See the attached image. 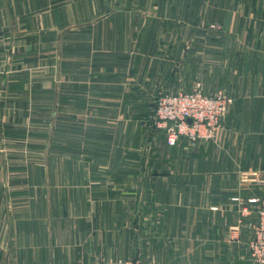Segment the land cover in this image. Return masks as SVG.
I'll return each mask as SVG.
<instances>
[{
    "label": "crops",
    "instance_id": "crops-1",
    "mask_svg": "<svg viewBox=\"0 0 264 264\" xmlns=\"http://www.w3.org/2000/svg\"><path fill=\"white\" fill-rule=\"evenodd\" d=\"M107 5L0 0V119H10L0 122V264H254L248 199L264 197V0ZM61 46L63 66L53 61ZM49 53L55 77L43 72ZM193 75L233 103L213 141L167 146L150 105ZM50 116L54 125L29 132V117ZM83 116L84 127L74 124ZM134 117L150 140L139 141Z\"/></svg>",
    "mask_w": 264,
    "mask_h": 264
},
{
    "label": "built area",
    "instance_id": "built-area-1",
    "mask_svg": "<svg viewBox=\"0 0 264 264\" xmlns=\"http://www.w3.org/2000/svg\"><path fill=\"white\" fill-rule=\"evenodd\" d=\"M233 103V97L224 90L203 93L199 90L163 94L156 98V116L161 119L167 132V144L174 146L179 137L191 142L213 139L223 117ZM256 220L251 225V238L247 242L249 255L254 264H264V197H252ZM250 208L242 206L241 213ZM116 264H145L142 261L124 260Z\"/></svg>",
    "mask_w": 264,
    "mask_h": 264
},
{
    "label": "rangeland",
    "instance_id": "rangeland-1",
    "mask_svg": "<svg viewBox=\"0 0 264 264\" xmlns=\"http://www.w3.org/2000/svg\"><path fill=\"white\" fill-rule=\"evenodd\" d=\"M108 1H109V5L105 6L104 8L108 9L107 11L113 10L116 7L115 6V1L116 0H108ZM77 24H78V26L76 27V30L78 29L77 31L79 33H84L83 30L88 29L85 26V24H83V23H77ZM80 24H82V25H80ZM59 26H61V29L63 30V29H66L67 25H65L64 23H61ZM46 30H47V28H45V31ZM58 51L60 53L59 54H57V53L54 54L53 61H56V64H61V66H63L64 64H66L68 62L67 61L68 60L67 59V53H66L68 50H67L66 47H62L61 46V48ZM44 61H45V65H44L45 66V68H44L45 70L43 71L44 75L45 76L46 75L52 76V74H54V77H55L56 74H57V71H55V68L51 69L52 68V64H53V63L51 64V62H52V54H50V53L49 54H45L44 55ZM33 62H35V61L29 58V63H33ZM194 72L195 71H193V73ZM33 74H34V72H33ZM191 78H192V81L189 82V84L187 86H182L181 88L177 89L176 91H174L172 93H176V92H179V91L191 92V91H195V90H199V91H201L203 93L211 92L210 90H207V89L204 88V86H202V82L200 80L196 79L195 75H193V77H191ZM61 91H62V88H61ZM163 94H170V92L161 93L158 96L163 95ZM155 102H156V100H155ZM155 102H154V104L150 105L152 107V108H150L151 112H152L151 120L154 122L155 127H157L158 129H160L162 131V133L160 132L161 133L160 136L162 135L161 136L162 137V141L165 142V144L167 146H170V145L167 144V140H166L167 139L166 128L164 127L162 120L157 118V116H156V113H155V111H156ZM124 105L126 106L127 110L128 109H132V111L133 110L137 111L138 109H143L142 108L143 104L141 102L134 103L132 101H127V102L124 103ZM64 106H65V104H61V109H63ZM147 108H149V107H147ZM147 108H145V109H147ZM127 119L128 118H125L124 123H123L124 125H127ZM137 119H139V122H140L139 124L141 126V136L139 137V141L146 142L147 140H150V137H149V135H150L149 133L150 132L148 131L149 129L146 128L147 132L144 131L145 128L142 130L143 127H147V125H144L145 119H143L142 117H140V118L134 117L132 120H137ZM54 120H55V117H51V116L49 118H47V119H43V118H39V117H37V118L29 117V119L26 122V126H27L29 132H33V130L37 126H40V124H42L43 122H44L43 124H45V126L51 127L52 125H54ZM84 120L85 121L87 120L89 122V119H87V118L85 119L84 116H83V117H80V119H76L74 124H76L79 127H82V126L84 127L85 126ZM96 120L99 122V118L98 119H94V117H93L91 119V121H96ZM9 121H10V119H8V118H1L0 119V122H1L3 127H7L9 125V123H10ZM95 125L96 124H93V126H95ZM144 132H146V133L144 134ZM216 136H217V133L215 134L213 139H209V140H206V141H202L201 140V141H197V142H194V143L191 142L190 140L186 139L185 137H179V139L176 142V144L174 146H170V147H183L184 149L185 148L193 149V148H195L197 145H199L201 143H209V142L213 141L216 138ZM130 138H131V136H129V139ZM180 153H181L180 151H177V156H179Z\"/></svg>",
    "mask_w": 264,
    "mask_h": 264
}]
</instances>
